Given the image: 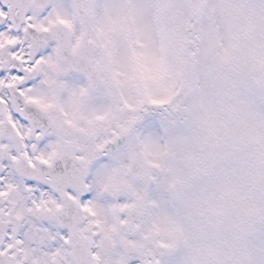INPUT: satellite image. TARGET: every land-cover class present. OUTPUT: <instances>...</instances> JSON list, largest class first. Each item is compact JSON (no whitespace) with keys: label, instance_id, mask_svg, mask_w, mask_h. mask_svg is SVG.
Wrapping results in <instances>:
<instances>
[{"label":"snow or ice","instance_id":"6c2138e0","mask_svg":"<svg viewBox=\"0 0 264 264\" xmlns=\"http://www.w3.org/2000/svg\"><path fill=\"white\" fill-rule=\"evenodd\" d=\"M187 7L0 0V264H186L160 229L169 203L153 177L182 115L162 57ZM248 252L264 264V231Z\"/></svg>","mask_w":264,"mask_h":264},{"label":"rangeland","instance_id":"374dc122","mask_svg":"<svg viewBox=\"0 0 264 264\" xmlns=\"http://www.w3.org/2000/svg\"><path fill=\"white\" fill-rule=\"evenodd\" d=\"M203 1L200 17L191 19L185 0L183 40L162 57L171 96L185 86L187 97L174 135L157 147L170 144L171 159L168 196L163 181L169 207L159 226L186 264H247L248 246L264 231V8L259 0ZM213 4L219 7L205 45L203 25ZM189 55L196 67L185 73Z\"/></svg>","mask_w":264,"mask_h":264},{"label":"water","instance_id":"95a60500","mask_svg":"<svg viewBox=\"0 0 264 264\" xmlns=\"http://www.w3.org/2000/svg\"><path fill=\"white\" fill-rule=\"evenodd\" d=\"M190 1H191L192 8L194 9V11L198 12L201 0H190ZM182 100H183V97H182V99L181 98H175L173 100L174 101V105H175L176 108H178L180 106Z\"/></svg>","mask_w":264,"mask_h":264},{"label":"bare ground","instance_id":"6f19581e","mask_svg":"<svg viewBox=\"0 0 264 264\" xmlns=\"http://www.w3.org/2000/svg\"><path fill=\"white\" fill-rule=\"evenodd\" d=\"M213 71H215V69H213ZM207 73L209 74V70L206 72V75H207ZM187 139H188L189 142H192L191 145L195 146V142L192 141V139L190 137H187Z\"/></svg>","mask_w":264,"mask_h":264}]
</instances>
